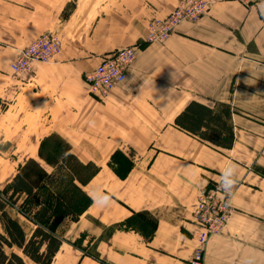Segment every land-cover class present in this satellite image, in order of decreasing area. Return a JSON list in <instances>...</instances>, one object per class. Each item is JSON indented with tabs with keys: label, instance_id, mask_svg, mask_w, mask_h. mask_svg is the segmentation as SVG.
Masks as SVG:
<instances>
[{
	"label": "crops",
	"instance_id": "0c3cea01",
	"mask_svg": "<svg viewBox=\"0 0 264 264\" xmlns=\"http://www.w3.org/2000/svg\"><path fill=\"white\" fill-rule=\"evenodd\" d=\"M179 2L0 0V189L22 208L41 183L25 167L51 173L59 161L44 149L59 143L93 166L75 178L87 203L58 220L62 242L47 264H190L195 203L221 175L234 212L204 263L264 264V0H211L196 22L146 43L148 22ZM46 33L61 38L60 53L14 72L18 50ZM127 45L137 50L126 80L97 97L86 73ZM16 176L30 193L12 187ZM35 202V212H56ZM15 214L30 237L39 224Z\"/></svg>",
	"mask_w": 264,
	"mask_h": 264
},
{
	"label": "built area",
	"instance_id": "2783aa9c",
	"mask_svg": "<svg viewBox=\"0 0 264 264\" xmlns=\"http://www.w3.org/2000/svg\"><path fill=\"white\" fill-rule=\"evenodd\" d=\"M245 6L255 5L262 0H237ZM209 5L205 0H184L165 18L153 20L144 38L146 43L165 41L176 26L186 19H200L208 13ZM61 49L59 36L46 33L33 43L20 48L11 68L16 73L30 71L35 62H48ZM137 45H129L102 56L97 66L86 73L85 80L90 91L99 98L106 97L114 87L126 80L127 72L136 59ZM224 175L198 195L193 210L192 222L196 231V249L192 264H203L204 248L208 239L221 233L231 217L234 208L232 198L234 188Z\"/></svg>",
	"mask_w": 264,
	"mask_h": 264
},
{
	"label": "rangeland",
	"instance_id": "374dc122",
	"mask_svg": "<svg viewBox=\"0 0 264 264\" xmlns=\"http://www.w3.org/2000/svg\"><path fill=\"white\" fill-rule=\"evenodd\" d=\"M182 1L184 0H180L178 4H180ZM205 2H208L209 9H210L211 0H205ZM178 4L176 5V7L178 6ZM168 15H166L165 17H167ZM156 19H162V18H154L150 20L147 24V28L149 24L153 20H156ZM197 20L188 18L185 21L196 22ZM171 35L172 34H170V36ZM170 36L167 37L165 41H167L170 38ZM165 41L163 40L160 43H163ZM60 42L62 43L61 38H60ZM152 43H156V42H152ZM60 51L57 54H59ZM118 138L120 139L121 137L119 136ZM54 145L56 146L57 144H54ZM60 145L61 144L59 143L58 144L59 148L53 147V153L51 152L52 150L51 148L49 149V151H46L44 149V152L47 154L46 156L47 159L53 160V161H59L58 164L53 165L54 169L52 170L51 173L46 174L45 172H43L42 169H40L39 165L36 163H30L28 166L25 167L26 168L25 172L27 173V175H29L30 177H33L35 180L41 181V183L39 184L35 197L32 198L28 203L26 202V204H24L22 208L17 206L16 200L14 199L13 195H10V193L6 189L4 190L0 189L1 194L5 199L11 198L14 204L15 211L26 216L27 219L31 220L33 223L35 224L38 223L39 225L47 229L53 230V231H56L55 225L58 223V220L60 219L61 216L69 215L70 217L72 216L76 218L79 215L81 209L87 203V198L83 195V192L81 191L80 187L75 183V178H79L81 180L88 179L93 171V166H81L80 164H77L76 162L77 160L74 158V156L70 153L67 154L64 149L60 148ZM11 151L12 150H10L8 153H12ZM12 161H13V158L11 160V164H12ZM234 194H235V189H234ZM37 200H39V202L41 200L43 201V204L45 206H43L42 208H48L46 203L52 204L54 208L56 209V212L55 211L54 212L52 211L44 212L42 210L35 212L34 210H31V209H34L33 205L36 204L35 201ZM232 215L229 218L227 224L231 220ZM224 230L221 233H223ZM204 255H205V248H204ZM193 257H194V254H193ZM193 257H192V260H193ZM192 260L190 264H192ZM203 264H205L204 258H203Z\"/></svg>",
	"mask_w": 264,
	"mask_h": 264
},
{
	"label": "trees",
	"instance_id": "16d2710c",
	"mask_svg": "<svg viewBox=\"0 0 264 264\" xmlns=\"http://www.w3.org/2000/svg\"><path fill=\"white\" fill-rule=\"evenodd\" d=\"M209 138L216 143H224L217 141L212 136ZM225 144L230 145V141ZM12 187L16 191L31 192L28 183L20 176L15 177ZM15 212L11 198L5 199L0 191V224L3 228V231H0V264H26L15 248L35 262L47 264L62 242L60 237L55 234V231L41 225H38L32 235L28 237L26 234L27 225L20 220ZM8 248L11 251L8 252Z\"/></svg>",
	"mask_w": 264,
	"mask_h": 264
},
{
	"label": "clouds",
	"instance_id": "9594fccd",
	"mask_svg": "<svg viewBox=\"0 0 264 264\" xmlns=\"http://www.w3.org/2000/svg\"><path fill=\"white\" fill-rule=\"evenodd\" d=\"M231 182H232V181H230V180H229V181H226V183H225L224 186L227 187V184H229V183H231Z\"/></svg>",
	"mask_w": 264,
	"mask_h": 264
}]
</instances>
